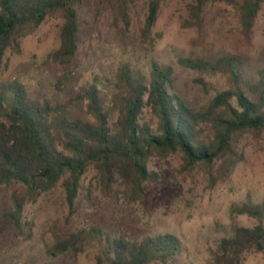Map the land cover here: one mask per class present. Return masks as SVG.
Wrapping results in <instances>:
<instances>
[{
    "label": "trees",
    "instance_id": "1",
    "mask_svg": "<svg viewBox=\"0 0 264 264\" xmlns=\"http://www.w3.org/2000/svg\"><path fill=\"white\" fill-rule=\"evenodd\" d=\"M128 1L119 0L123 11ZM161 1L148 2L142 40L150 46ZM210 2L235 4L246 35L264 6V0H193L190 17L196 25ZM81 7L82 0H0V192L11 197L8 211L0 206V264L7 232L31 238L26 203L61 187L70 216L86 190V199L96 207L103 205L101 199L131 206L143 201L146 183L160 181L149 169L153 158L180 153L187 170L219 164V173L227 175L245 160L242 137L264 131V67L252 70L235 55L177 59L180 67L199 74L194 82L206 95L214 89L209 78L224 80L223 87L197 107L178 93L175 68L155 61L147 72L123 64L111 78L98 74L83 93L56 101L32 97L20 81H1L7 53H18L24 39L53 16L61 18L60 44L50 58L56 64L72 62L81 42ZM80 103L88 119L72 117ZM90 171L96 183L87 189L83 180ZM232 214L246 215L256 224L245 227L234 221L214 252L215 264H243L249 252L264 256V203L235 204ZM108 220L94 212L84 227L41 241L39 264H64V257L75 258L88 249L94 251L93 264L177 263L182 253L177 236L138 238Z\"/></svg>",
    "mask_w": 264,
    "mask_h": 264
},
{
    "label": "rangeland",
    "instance_id": "2",
    "mask_svg": "<svg viewBox=\"0 0 264 264\" xmlns=\"http://www.w3.org/2000/svg\"><path fill=\"white\" fill-rule=\"evenodd\" d=\"M148 2L130 0L123 11L119 0H82L77 57L66 64H56L50 58L60 44L61 18L53 16L24 39L18 53H7L1 81H20L32 97L56 101L83 93L98 74L111 78L123 64L147 72L155 61L175 68L178 93L190 106L197 107L221 89L224 80L209 78L214 89L206 95L194 82L199 74L180 67L179 57L214 60L235 55L252 70L264 67V6L256 25L246 35L233 3L210 2L198 26L190 17L189 4L193 0H162L150 35L154 45L150 46L142 40ZM71 115L89 118L82 103L72 109ZM241 146L245 160L227 175L219 173V164L196 165L187 170L180 153L166 159L153 158L149 169L159 174L160 181L146 183L143 201L131 206L122 205L123 200L101 199L103 205L96 207L86 199V190L77 201L76 213L70 216L64 190L58 187L36 202L26 203L25 215L33 223L31 238L24 240L7 232L1 263L39 264L43 257L41 241L51 242L57 233L84 227L95 212L109 219L111 226L123 227V232L138 238L165 233L177 236L182 253L176 264H215L214 252L234 221L245 227L256 224L246 215L233 216L232 207L243 202L264 203V131L245 134ZM95 183L94 172L90 171L83 184L89 189ZM10 205V193L0 192L1 208L8 211ZM93 258V249H88L75 258L66 256L62 262L93 264ZM243 264H264V256L249 252Z\"/></svg>",
    "mask_w": 264,
    "mask_h": 264
}]
</instances>
